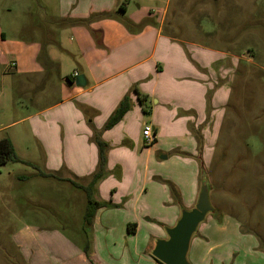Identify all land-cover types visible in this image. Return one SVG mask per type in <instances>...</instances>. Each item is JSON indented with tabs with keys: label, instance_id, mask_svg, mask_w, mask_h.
Returning a JSON list of instances; mask_svg holds the SVG:
<instances>
[{
	"label": "crops",
	"instance_id": "crops-1",
	"mask_svg": "<svg viewBox=\"0 0 264 264\" xmlns=\"http://www.w3.org/2000/svg\"><path fill=\"white\" fill-rule=\"evenodd\" d=\"M163 2L168 0H0V106L21 110L37 96L44 99L32 113L0 125V133L22 125L42 156L34 165L81 185L97 167L96 133L107 146L102 177L92 187L101 207L88 239L77 247L48 234L30 264H159L150 251L165 233L154 237L145 228L151 220L170 227L181 208L194 205L201 173L211 164L231 62L224 52L164 33L159 9L148 7ZM103 12L113 17L98 18ZM78 76L84 87L75 84ZM124 97L129 110L104 130ZM146 125L154 137L149 146L142 138ZM2 137L16 155L12 137ZM203 222L190 241L189 250L196 239L189 264H235L251 248L258 253L232 219ZM226 237L230 248L222 247Z\"/></svg>",
	"mask_w": 264,
	"mask_h": 264
},
{
	"label": "rangeland",
	"instance_id": "rangeland-1",
	"mask_svg": "<svg viewBox=\"0 0 264 264\" xmlns=\"http://www.w3.org/2000/svg\"><path fill=\"white\" fill-rule=\"evenodd\" d=\"M148 7L159 9L156 14L163 19L164 33L224 52L225 60L231 62L229 73L223 76L227 99L222 121L212 147L211 164L205 165L213 209L206 218L218 216L235 221L240 236L254 241L258 252L251 248L241 261L264 264V0H168ZM58 81L52 79L49 83ZM47 93L51 100L55 92L50 87ZM34 101L21 110L0 106V125L35 111L44 101L43 95ZM21 126L1 132L0 138L10 135L16 156L33 165L39 163L42 156L34 140L24 137ZM197 142L201 148L202 140ZM38 171L43 172L22 163L0 166V264H30L33 252H41L42 243L51 238V233L77 247L90 235V226L85 228L86 233L82 230L84 192L42 178ZM151 223L145 233L149 228L154 237L165 233L166 227L157 220ZM224 239L222 247L230 248L232 238ZM193 242L190 256L195 250ZM216 255L214 252L211 258Z\"/></svg>",
	"mask_w": 264,
	"mask_h": 264
},
{
	"label": "water",
	"instance_id": "water-1",
	"mask_svg": "<svg viewBox=\"0 0 264 264\" xmlns=\"http://www.w3.org/2000/svg\"><path fill=\"white\" fill-rule=\"evenodd\" d=\"M77 86L84 87L83 76L76 78ZM209 183L204 172L201 173L199 192L194 205L181 208L175 223L164 229L165 238H156L150 256L161 264H189L187 255L190 241L198 226L212 212L209 200Z\"/></svg>",
	"mask_w": 264,
	"mask_h": 264
},
{
	"label": "trees",
	"instance_id": "trees-1",
	"mask_svg": "<svg viewBox=\"0 0 264 264\" xmlns=\"http://www.w3.org/2000/svg\"><path fill=\"white\" fill-rule=\"evenodd\" d=\"M97 16L98 18H112L113 13L103 12V13L98 14ZM66 79L71 80V77L67 76ZM129 108H130V104L128 102V98L124 97L122 101L119 103V105L117 106V108L114 110L112 115L108 118V120L104 124L103 129L107 130V129H110L113 125H115L123 117V115L129 110ZM94 142L98 149L97 167H96L95 172L90 176L89 181L85 185H81L78 182L73 181V180L60 179L51 173L38 171V176L42 178H54L58 180L67 181L72 187L84 192L85 198H86L85 211L83 214V228L84 229L91 225L96 210L101 207V205L98 204L96 201H94V199L92 198V187L102 177L103 167H104L105 159H106L107 146L105 143H103L99 139L98 133H96L94 136ZM199 160H200V157H199ZM7 162L27 164V165L32 166L34 169H37L35 165L19 159L15 155V151H14V148L10 140L7 137H1L0 138V166L5 165ZM155 261L161 264L157 260Z\"/></svg>",
	"mask_w": 264,
	"mask_h": 264
},
{
	"label": "built area",
	"instance_id": "built-area-1",
	"mask_svg": "<svg viewBox=\"0 0 264 264\" xmlns=\"http://www.w3.org/2000/svg\"><path fill=\"white\" fill-rule=\"evenodd\" d=\"M142 138H143L144 144L147 146L151 145L154 142L152 130L149 125H146L143 127Z\"/></svg>",
	"mask_w": 264,
	"mask_h": 264
}]
</instances>
